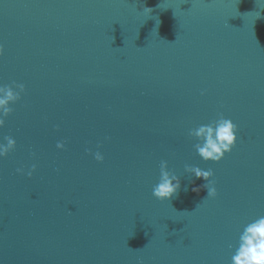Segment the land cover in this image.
<instances>
[{
    "label": "water",
    "instance_id": "95a60500",
    "mask_svg": "<svg viewBox=\"0 0 264 264\" xmlns=\"http://www.w3.org/2000/svg\"><path fill=\"white\" fill-rule=\"evenodd\" d=\"M0 49V264H232L264 217V0H0Z\"/></svg>",
    "mask_w": 264,
    "mask_h": 264
},
{
    "label": "clouds",
    "instance_id": "9594fccd",
    "mask_svg": "<svg viewBox=\"0 0 264 264\" xmlns=\"http://www.w3.org/2000/svg\"><path fill=\"white\" fill-rule=\"evenodd\" d=\"M159 7V6H158ZM144 11L151 13L152 8L144 7ZM2 52V49H0ZM15 83V82H13ZM21 91H25V85H17ZM21 99L18 94L14 95L11 88H8L5 98L0 99V107L4 108V116L7 117L13 112V109L7 108L9 101ZM5 120L0 119V127H3ZM215 125V126H213ZM237 126L230 120L224 118L221 114L218 121H213L209 125L200 126L195 131V137L202 140V143L195 144V149L198 155L205 161L219 162L223 159L225 153H230L236 144ZM193 133L190 131L189 135ZM7 141V146L2 148L0 156H7L10 150H14L16 142L11 137L4 138ZM59 147V145H58ZM97 161L102 162L103 158L96 156ZM167 162L161 161L160 172L161 180L158 185L153 188V196L158 200H171L178 194L180 189L179 179L167 171ZM36 166H32V170L28 172L31 177L32 172L35 171ZM186 171L194 172L197 179H203L207 183L201 187L207 189L206 198H214L217 196V190L214 186L215 182L210 180L213 176L212 170H201L199 167L185 166ZM21 172V169H17ZM175 181V183H173ZM199 191V188L193 189ZM231 247V246H230ZM232 264H264V217L259 218L255 222L249 224L243 234L239 237V247L235 255L232 257Z\"/></svg>",
    "mask_w": 264,
    "mask_h": 264
}]
</instances>
